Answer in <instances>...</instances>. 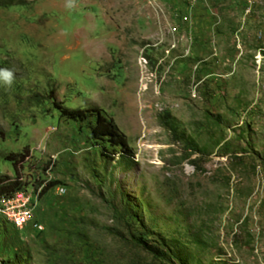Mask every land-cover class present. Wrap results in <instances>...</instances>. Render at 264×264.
I'll return each mask as SVG.
<instances>
[{
    "label": "rangeland",
    "instance_id": "374dc122",
    "mask_svg": "<svg viewBox=\"0 0 264 264\" xmlns=\"http://www.w3.org/2000/svg\"><path fill=\"white\" fill-rule=\"evenodd\" d=\"M0 69V264H264V0H0Z\"/></svg>",
    "mask_w": 264,
    "mask_h": 264
},
{
    "label": "trees",
    "instance_id": "16d2710c",
    "mask_svg": "<svg viewBox=\"0 0 264 264\" xmlns=\"http://www.w3.org/2000/svg\"><path fill=\"white\" fill-rule=\"evenodd\" d=\"M62 109L65 115L74 119H84L87 117V110ZM92 134L97 138L107 137L112 143L122 145L123 147H127L128 144L126 136L118 129L116 124L112 120L106 119L101 113H98L97 121L92 126ZM21 189L23 188L20 187L18 182L0 180V198L11 196Z\"/></svg>",
    "mask_w": 264,
    "mask_h": 264
},
{
    "label": "built area",
    "instance_id": "2783aa9c",
    "mask_svg": "<svg viewBox=\"0 0 264 264\" xmlns=\"http://www.w3.org/2000/svg\"><path fill=\"white\" fill-rule=\"evenodd\" d=\"M34 197L26 189L0 198V215L14 227L22 229L34 220Z\"/></svg>",
    "mask_w": 264,
    "mask_h": 264
},
{
    "label": "clouds",
    "instance_id": "9594fccd",
    "mask_svg": "<svg viewBox=\"0 0 264 264\" xmlns=\"http://www.w3.org/2000/svg\"><path fill=\"white\" fill-rule=\"evenodd\" d=\"M75 5V0H68V6L73 7ZM15 80V74L10 69H0V84L11 87Z\"/></svg>",
    "mask_w": 264,
    "mask_h": 264
}]
</instances>
